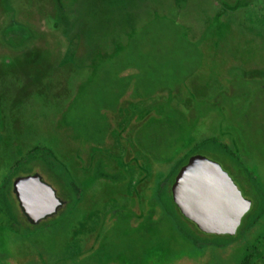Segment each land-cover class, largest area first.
<instances>
[{"label":"rangeland","instance_id":"374dc122","mask_svg":"<svg viewBox=\"0 0 264 264\" xmlns=\"http://www.w3.org/2000/svg\"><path fill=\"white\" fill-rule=\"evenodd\" d=\"M60 1L0 0V189L17 220L0 205V264H264V213L195 245L158 198L210 137L240 164L197 153L251 206L245 172L264 193V0ZM26 174L60 200L36 222L8 182Z\"/></svg>","mask_w":264,"mask_h":264},{"label":"water","instance_id":"95a60500","mask_svg":"<svg viewBox=\"0 0 264 264\" xmlns=\"http://www.w3.org/2000/svg\"><path fill=\"white\" fill-rule=\"evenodd\" d=\"M12 185L32 222L54 213L60 204L54 190L38 174L17 176ZM170 190L181 214L206 234L235 235L252 205L216 161L198 153L179 167Z\"/></svg>","mask_w":264,"mask_h":264},{"label":"trees","instance_id":"16d2710c","mask_svg":"<svg viewBox=\"0 0 264 264\" xmlns=\"http://www.w3.org/2000/svg\"><path fill=\"white\" fill-rule=\"evenodd\" d=\"M58 6L60 9H62V4L60 0H56ZM205 151L212 155L214 152L223 153L226 155L229 159L236 162V165L240 164L239 159L237 158L236 154L232 151H230L227 147V145L221 141H219L215 137H210L205 140H202L196 144H194L190 150L191 155L197 153V151ZM187 155H181L176 163V165L170 170V172L161 179L160 186L158 190V198L160 200V203L164 207L165 211L169 214V216L173 219L175 225L179 229V231L182 232L184 238L192 244L198 245L201 243H211V244H217L222 245L227 243L229 240L233 238V235H221V239H208L203 238L199 236L196 232L204 233L200 231L197 226L189 221L186 217H184L177 206L174 204L172 200L171 190L170 186L173 182L174 176L177 173L179 167L184 164L187 161ZM246 177L250 180L252 185V193L254 194V198L256 201V206H251L250 210L246 213L247 214V220L245 222V226L249 227L251 226L263 213H264V193H262L255 184L254 179L250 178L249 173L245 172ZM10 186L12 187V182L8 181ZM0 205L5 210L7 216L10 220L16 222V218L14 214L11 212V204L8 199L7 191L4 187L0 189ZM245 214V215H246ZM244 217V216H243ZM187 223H190L194 226L195 229L190 228ZM240 227V226H239ZM243 227V226H242ZM240 229V228H239ZM209 236V234H205ZM215 235V234H210ZM155 246L153 248V251H149L146 255L152 256L155 253H164L163 244L155 242ZM135 264V262H134ZM240 264H252V258L250 256L244 257Z\"/></svg>","mask_w":264,"mask_h":264}]
</instances>
